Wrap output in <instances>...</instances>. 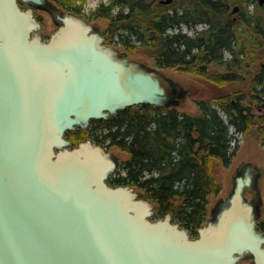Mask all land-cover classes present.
<instances>
[{
    "label": "water",
    "instance_id": "1",
    "mask_svg": "<svg viewBox=\"0 0 264 264\" xmlns=\"http://www.w3.org/2000/svg\"><path fill=\"white\" fill-rule=\"evenodd\" d=\"M54 19L44 40L31 8L0 0V264H235L244 254L264 264L257 173L239 169L190 237L170 214L152 219L153 203L132 187L108 184L112 153L90 139L72 147L68 130L132 105L169 107L185 91L118 57L77 14Z\"/></svg>",
    "mask_w": 264,
    "mask_h": 264
},
{
    "label": "trees",
    "instance_id": "2",
    "mask_svg": "<svg viewBox=\"0 0 264 264\" xmlns=\"http://www.w3.org/2000/svg\"><path fill=\"white\" fill-rule=\"evenodd\" d=\"M117 4L121 10L115 21L126 49L137 41L153 51L160 67L202 77L218 88L242 84L220 96L197 99L196 113L179 109L181 100L169 107L143 103L92 119L85 128L88 139L126 154L121 170L108 177L111 185L132 187L153 203V218L170 214L195 237L206 221L209 196L220 191L211 164L229 165L238 148L230 144L235 133L254 129L264 146V14H243L242 19L240 13L233 23L226 14L228 5L219 1L192 3L185 14L156 9L155 0ZM262 8L264 12V4ZM109 13L106 9L100 16ZM182 22L207 26L193 34L168 32ZM133 25L140 30L137 34ZM80 129L67 131L65 137Z\"/></svg>",
    "mask_w": 264,
    "mask_h": 264
},
{
    "label": "rangeland",
    "instance_id": "3",
    "mask_svg": "<svg viewBox=\"0 0 264 264\" xmlns=\"http://www.w3.org/2000/svg\"><path fill=\"white\" fill-rule=\"evenodd\" d=\"M101 1L105 0H48V4L46 6H35L33 8L34 15L40 22L39 31L43 39L47 40L58 27V24L51 13L54 11L56 13L71 11L75 13L77 12L89 21L94 22L95 25H97V27L104 32L108 24L106 19H94L91 17L92 11ZM249 8L251 9L250 5L248 6V10ZM113 45L118 47L121 53L122 51H125L123 55L129 59L137 60L150 66L155 65L152 51L145 46H135L131 50L126 51L118 44ZM158 69L168 77L172 78V80L185 91V96H181L179 98L181 100L178 104L179 109L193 113L197 112L195 102L197 99L220 96L222 93H227L234 89H240L242 86V84L238 82L236 84H229L226 87L218 88L206 81L204 78L193 74L164 67H160ZM85 131V129L76 130L71 134V138L67 136V139H71L72 146H76L79 142L88 139ZM90 140L95 144L103 146L105 150L109 151L115 158L119 159L120 163L126 158V154L123 151L114 147H107L105 146L106 143H97L91 138ZM236 140L237 141L234 143L238 144V148L227 167H223L217 162H213L211 164L210 168L219 182L220 191L217 194L209 196L208 213L204 224H206L207 220L211 217L210 211L216 203L219 200H224L230 193L233 186V176L239 169L244 167H248L258 174L257 184L259 186L260 198L262 200L261 219L264 221V146L259 143L254 129H250L247 133H237ZM120 163L117 164L114 171L118 172L120 169ZM247 193L246 195L249 197ZM237 264H249V259L238 261Z\"/></svg>",
    "mask_w": 264,
    "mask_h": 264
},
{
    "label": "flooded vegetation",
    "instance_id": "4",
    "mask_svg": "<svg viewBox=\"0 0 264 264\" xmlns=\"http://www.w3.org/2000/svg\"><path fill=\"white\" fill-rule=\"evenodd\" d=\"M201 1L202 0H155L154 8L161 9V10H167L169 12L177 11L179 14H185L184 13L185 10L188 9L190 6H192V3H198ZM217 1H219L221 3H225L228 5L226 14L228 16V19L231 20L233 23L238 22V19L240 17V15H239L240 13H242V19H243V17H245V16H243V14L255 15V16H260V17H263V14H264L263 8H262V6L264 4V0H262V1L261 0H209L210 3H215ZM151 3L152 2L150 1L149 2L150 7L152 6ZM18 4L22 9L31 8L32 13L34 15L33 8L35 7V5H32L29 2H25L22 0H18ZM249 5L251 6V9L249 8V10H248ZM106 9L110 10V13L108 14V16L107 17L106 16H100V14L103 13ZM97 10H100V11H97ZM120 10H121V7H120V5L117 4V0H105V1H101L99 3V5H97L96 8L92 11V14H91L92 18H94V19L103 18V19H106V21L108 22L107 27L105 28L104 32L99 27H97V25H95L94 22L89 21L87 18L78 14L77 12L76 13L72 12V11L71 12L82 17L83 19H85L87 21V23L91 24L94 29L98 30V32L103 37L102 43L108 47H112V48L116 49L117 50V56L123 58V57H126L123 55L125 51H122V53H121L120 49L118 47L114 46L113 44H118V45L122 46L124 48L123 50H126V51L131 50L135 46H139V45L143 46V45H141L140 42L131 41L132 48L126 49V47L119 41V34L121 32H123V30H122V28H120L119 23H117L115 21V16L120 12ZM51 13L53 14L54 18L58 14L55 11L51 12ZM94 13H97V14H94ZM34 17H35V15H34ZM111 19H113L112 26H111V22H110ZM36 20H37V18H36ZM199 26H200V28H199ZM206 26H207L206 23H198L194 26H191V25H188V24L182 22L180 24V26L171 28L168 30V32H175V31L181 30L182 32H186L187 34H193V31L199 32V31L203 30ZM244 27L247 28L246 24L244 25ZM137 29L138 28H136V25H133L131 31L134 34H137L140 31ZM187 30H190L191 32L187 31ZM133 38H134V36H133ZM152 53H153V51H152ZM225 56L229 57L230 55L228 54V52H226ZM153 58H154V56H153ZM153 60H154V64H155L153 66H150V65H147L144 63L143 64L146 66H149V67L160 68V66H158L156 64L155 58ZM117 160H118V163H120L119 159H117ZM241 172H242L241 174H246V173L255 172V171H252L248 167H244L241 169ZM257 190H259V186H258ZM257 190H256L255 185L252 184V185L246 187L244 195L248 200H251L252 198L256 199L257 198V196H256ZM246 193L249 195V197L246 195ZM261 205L262 204H260V206L258 208V220L255 222V228L259 232H264V221H262V219H261ZM259 224H262V226L260 227ZM245 259H249V264H251V262H252L251 257L246 255V254H244L239 260H237V262L241 261V260H245ZM237 262L235 264H237Z\"/></svg>",
    "mask_w": 264,
    "mask_h": 264
}]
</instances>
